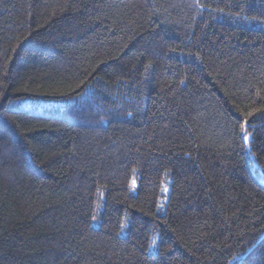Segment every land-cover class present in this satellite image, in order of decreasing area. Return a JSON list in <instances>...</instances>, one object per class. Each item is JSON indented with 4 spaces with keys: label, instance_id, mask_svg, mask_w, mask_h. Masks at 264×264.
Returning a JSON list of instances; mask_svg holds the SVG:
<instances>
[{
    "label": "trees",
    "instance_id": "obj_1",
    "mask_svg": "<svg viewBox=\"0 0 264 264\" xmlns=\"http://www.w3.org/2000/svg\"><path fill=\"white\" fill-rule=\"evenodd\" d=\"M0 264H264V0H0Z\"/></svg>",
    "mask_w": 264,
    "mask_h": 264
},
{
    "label": "snow or ice",
    "instance_id": "obj_2",
    "mask_svg": "<svg viewBox=\"0 0 264 264\" xmlns=\"http://www.w3.org/2000/svg\"><path fill=\"white\" fill-rule=\"evenodd\" d=\"M206 5L201 4L200 7H205ZM222 11V9H220ZM257 111H261V109H253L252 111L246 112L244 114V121L243 123H240L239 128H240V132L242 133V140L243 142L247 143L250 139V136L252 135L251 133L247 132V125L249 123L248 121V117H251L253 115L254 112ZM133 184H135V181H133ZM163 192H167L168 191V187L167 185L164 186V188L162 189ZM160 207H163V205H160ZM93 219H95V217H93ZM157 245V239H152L150 242V247H154Z\"/></svg>",
    "mask_w": 264,
    "mask_h": 264
},
{
    "label": "rangeland",
    "instance_id": "obj_3",
    "mask_svg": "<svg viewBox=\"0 0 264 264\" xmlns=\"http://www.w3.org/2000/svg\"><path fill=\"white\" fill-rule=\"evenodd\" d=\"M259 22H255V25L256 24H258ZM168 187V186H167ZM164 188V187H163ZM168 189H169V187H168ZM164 194H165V196L161 199L162 201H164L165 199H166V194L168 193V191L167 192H163ZM98 224H99V221H98V219L96 218V219H94L93 220V225L94 226H98ZM157 237H158V235L156 236V235H154V237H153V239H157ZM150 250L151 251H153V252H155L156 251V247L154 246V247H150Z\"/></svg>",
    "mask_w": 264,
    "mask_h": 264
}]
</instances>
